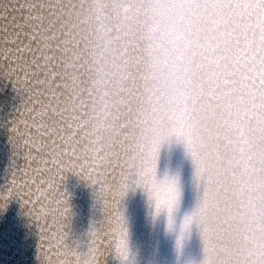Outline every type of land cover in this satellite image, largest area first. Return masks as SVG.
I'll use <instances>...</instances> for the list:
<instances>
[{"label":"bare ground","instance_id":"obj_1","mask_svg":"<svg viewBox=\"0 0 264 264\" xmlns=\"http://www.w3.org/2000/svg\"><path fill=\"white\" fill-rule=\"evenodd\" d=\"M134 3L0 0V264H77V256L83 259L88 251L92 229L97 232L99 247L95 264H202L203 243L197 225L193 223L181 238L184 218L204 195L203 182L198 185L195 166L182 141L175 137L166 141L157 160V180L175 179L180 192L171 229L167 212H155V203L145 189L129 188L122 200L116 195L131 147L155 126L150 81L146 79V41L130 8ZM5 5L9 7L8 21L3 18ZM54 12H63L67 19L64 31L73 67L65 69L59 51L46 50L56 56L52 70L64 73L53 80L52 87L62 107L69 100L75 119L71 121L75 132L72 146L90 164L95 161L92 177L96 173L102 176L98 185L89 178L87 166L80 174L76 169L58 173L51 186L47 172L35 171L43 167L39 160L44 153L34 151L31 141L50 140L42 135L46 127H37L50 123L49 117L37 115V101L48 100L34 95L16 64L3 56L4 41L11 38L12 16L19 20L29 14L42 15L47 24ZM47 43L55 49L58 41ZM226 199L210 210L227 240L237 221ZM117 210L122 212L127 230L125 261L117 258L112 244Z\"/></svg>","mask_w":264,"mask_h":264},{"label":"snow or ice","instance_id":"obj_2","mask_svg":"<svg viewBox=\"0 0 264 264\" xmlns=\"http://www.w3.org/2000/svg\"><path fill=\"white\" fill-rule=\"evenodd\" d=\"M163 5H172L176 10L157 17ZM213 7V0H135L130 5L144 38L153 23L170 30L169 63L154 64L146 77L150 81L149 94L155 91L153 85L168 83L176 74L190 76L192 83L185 107L161 110L153 105L155 126L131 147L116 195L122 200L129 188L145 189L155 203V212H167L171 229L180 192L175 179L157 180L156 169L160 147L175 137L183 142L192 159L198 185H204L199 206L181 224V238L193 223L197 225L203 243L202 264H264V6H260V0H241L239 8L230 5L213 11ZM4 11L3 18L8 21L7 5ZM52 15L54 19L47 24L42 15L29 14L19 20L12 16L11 38L4 41L3 56L16 64L24 81L32 85L34 95L48 100L37 101V115L50 119L47 126L37 127H46L42 135L50 140L31 141L34 151L44 153L39 160L43 167L35 171L47 172L51 186L58 173L76 169L80 174L87 166L89 178L98 185L102 176L96 173L92 177L95 161L90 164L72 146L75 132L71 121L75 119L69 100L62 107L52 87L53 80L64 73L52 70L51 61L56 56L46 50L59 51L65 69L73 67L65 39V14ZM51 40L58 41L55 49L47 43ZM32 43L37 47L33 48ZM225 197L237 221L227 240L210 210ZM111 234L117 258L127 260V230L120 210L115 213ZM89 235L88 251L83 259L77 256V264H95L99 251L96 230ZM177 244L179 247V240Z\"/></svg>","mask_w":264,"mask_h":264},{"label":"clouds","instance_id":"obj_3","mask_svg":"<svg viewBox=\"0 0 264 264\" xmlns=\"http://www.w3.org/2000/svg\"><path fill=\"white\" fill-rule=\"evenodd\" d=\"M241 0H213V11H222L229 8V6L239 8ZM260 6H264V0H260ZM176 8L172 5H163L159 8L156 15H167L175 11ZM184 11H189L184 9ZM146 44V66L148 72L154 67L155 63H169L171 39L170 30L153 23L145 38ZM192 83L191 77L184 74H176L168 83L159 82L153 87L155 91L150 94L149 99L152 105L161 110H168L173 108H183L187 105L190 99V87Z\"/></svg>","mask_w":264,"mask_h":264}]
</instances>
